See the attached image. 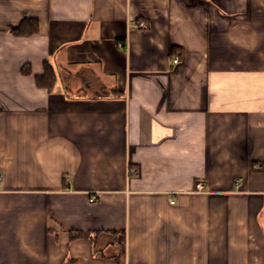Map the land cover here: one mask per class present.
<instances>
[{
	"label": "crops",
	"instance_id": "obj_1",
	"mask_svg": "<svg viewBox=\"0 0 264 264\" xmlns=\"http://www.w3.org/2000/svg\"><path fill=\"white\" fill-rule=\"evenodd\" d=\"M0 176V264H264V0H0Z\"/></svg>",
	"mask_w": 264,
	"mask_h": 264
},
{
	"label": "trees",
	"instance_id": "obj_2",
	"mask_svg": "<svg viewBox=\"0 0 264 264\" xmlns=\"http://www.w3.org/2000/svg\"><path fill=\"white\" fill-rule=\"evenodd\" d=\"M35 31H36V28L31 29L29 31L28 30L26 31L24 25H22L20 27V30H19L18 34L24 36V35H26L28 33L30 34L31 32H35ZM37 82H38V85L47 87V89L52 90L53 87L55 86V83H56V76L54 75V72L52 70L47 69L45 76L37 78Z\"/></svg>",
	"mask_w": 264,
	"mask_h": 264
},
{
	"label": "built area",
	"instance_id": "obj_3",
	"mask_svg": "<svg viewBox=\"0 0 264 264\" xmlns=\"http://www.w3.org/2000/svg\"><path fill=\"white\" fill-rule=\"evenodd\" d=\"M141 26H142L143 29H147V28H148V26H147L145 23H142ZM120 47L123 48L124 45H123V44H120ZM174 62H175V64H178V63H179V59H175ZM1 181H2V176H0V182H1ZM197 188H198L199 190H202V189H203V185H202V183L197 184ZM95 200H96V196H93L92 199H91L90 201H91V202H94ZM171 203H172V204H175V200H174V199L171 200Z\"/></svg>",
	"mask_w": 264,
	"mask_h": 264
}]
</instances>
